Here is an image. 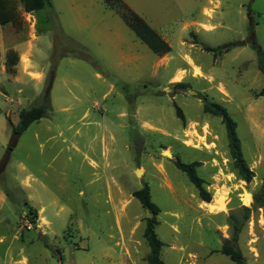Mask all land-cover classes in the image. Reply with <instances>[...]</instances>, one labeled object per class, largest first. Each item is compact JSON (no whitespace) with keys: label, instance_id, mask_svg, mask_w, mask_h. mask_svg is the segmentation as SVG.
Listing matches in <instances>:
<instances>
[{"label":"rangeland","instance_id":"1","mask_svg":"<svg viewBox=\"0 0 264 264\" xmlns=\"http://www.w3.org/2000/svg\"><path fill=\"white\" fill-rule=\"evenodd\" d=\"M50 1L30 12L22 0L6 5L4 44L31 52L15 51V79L0 76V264H148L150 212L133 195L146 184L161 209L165 264H237L220 251L226 241L243 264H264V207L253 206L264 183V73L251 46L264 49V0H123L171 45L163 55L102 0ZM227 43L236 44L205 50ZM48 88L46 116L14 142L19 112ZM205 102L236 121L251 182L234 169L226 127ZM177 159L201 162L210 202ZM219 195L225 210L211 204ZM246 213L234 241L230 217Z\"/></svg>","mask_w":264,"mask_h":264},{"label":"trees","instance_id":"2","mask_svg":"<svg viewBox=\"0 0 264 264\" xmlns=\"http://www.w3.org/2000/svg\"><path fill=\"white\" fill-rule=\"evenodd\" d=\"M26 11H35L43 8L44 6H50V0H22ZM108 7L118 9L121 17L124 19L126 24L134 31L137 37L146 43L149 48L157 55H163L172 51L171 45L163 39L159 33L151 27L141 16L135 13L133 10L128 8L123 0H102ZM7 0H0V23L6 24L13 19V13L10 9L6 8ZM236 43H227L218 47L206 46L205 50L212 51L215 54L227 52ZM252 48L257 51L258 63L260 70L264 73V49L255 41L251 42ZM10 62H7L8 70H12L13 66L18 62L19 57L15 51L10 52ZM9 63V64H8ZM264 94V87L260 91L259 95ZM42 103L35 104L30 108H24L19 112L20 121L17 125L13 126V138L14 142L17 141L20 134L25 131L33 122H36L46 116L47 106H49V88L47 92L43 93ZM177 116L185 121V116L182 109L175 104ZM205 112L221 117L224 123L228 136V147L230 158L232 159L233 167L237 171L239 177L246 181L251 182L255 176L254 171L249 167L245 160L241 148V142L237 135V123L228 112L227 108L215 102H205L203 107ZM175 165L181 171H183L190 182L195 186L198 191L199 197L206 202L211 201V193L205 187L204 179L198 174L197 167L201 165L199 161L183 162L181 159L175 161ZM133 195L140 201L143 208L150 212V216L146 218L144 237L150 248L148 254V264H165V261L161 257L163 241L158 237L156 232V226L158 224L157 216L161 209L151 197L149 186L146 184L144 187L135 190ZM30 214H33L31 221L34 222V216L36 215V208L28 205ZM253 206L254 208L264 207V183L261 185V193L253 194ZM247 211L251 209L244 207ZM249 214L246 213L243 221H238L230 217V225L233 227V240L236 241L242 227L248 222ZM223 254L227 255L232 261L237 264L244 263V256L239 247L234 242L226 241L220 250Z\"/></svg>","mask_w":264,"mask_h":264},{"label":"crops","instance_id":"3","mask_svg":"<svg viewBox=\"0 0 264 264\" xmlns=\"http://www.w3.org/2000/svg\"><path fill=\"white\" fill-rule=\"evenodd\" d=\"M7 24V23H6ZM5 24H0V76L3 75L5 76L6 78H10V79H15V77H17V74L20 73V60H18V62L13 66L12 70H8L7 68V52L9 50H14V51H19L20 54L21 53H27V54H30V49H28L27 47L28 46H25V45H12V46H6L4 44V40H3V37H2V33H3V30H4V27ZM2 46H4L2 48ZM1 198H4L2 195H1ZM2 200V199H1Z\"/></svg>","mask_w":264,"mask_h":264},{"label":"bare ground","instance_id":"4","mask_svg":"<svg viewBox=\"0 0 264 264\" xmlns=\"http://www.w3.org/2000/svg\"><path fill=\"white\" fill-rule=\"evenodd\" d=\"M24 57L26 58V56H24ZM196 71H197V74L200 75V69L198 67L196 68ZM225 196H220V195L215 196V198L213 199V201L211 203L212 206L218 210H225L226 205H227ZM243 200H244L245 204H248L249 202H251V200H252L251 194L249 192H245Z\"/></svg>","mask_w":264,"mask_h":264},{"label":"water","instance_id":"5","mask_svg":"<svg viewBox=\"0 0 264 264\" xmlns=\"http://www.w3.org/2000/svg\"><path fill=\"white\" fill-rule=\"evenodd\" d=\"M190 93H195L194 91L190 90ZM166 155H168L169 157H171V154L168 151L164 152ZM140 173V170L137 171V174ZM39 229V227H37V230Z\"/></svg>","mask_w":264,"mask_h":264}]
</instances>
